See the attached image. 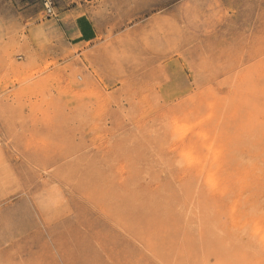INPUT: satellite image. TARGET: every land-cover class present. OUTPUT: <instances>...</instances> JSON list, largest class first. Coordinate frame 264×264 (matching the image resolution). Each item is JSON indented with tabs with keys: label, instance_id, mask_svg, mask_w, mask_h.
Listing matches in <instances>:
<instances>
[{
	"label": "rangeland",
	"instance_id": "obj_1",
	"mask_svg": "<svg viewBox=\"0 0 264 264\" xmlns=\"http://www.w3.org/2000/svg\"><path fill=\"white\" fill-rule=\"evenodd\" d=\"M89 1L0 0V264H264V0Z\"/></svg>",
	"mask_w": 264,
	"mask_h": 264
},
{
	"label": "crops",
	"instance_id": "obj_2",
	"mask_svg": "<svg viewBox=\"0 0 264 264\" xmlns=\"http://www.w3.org/2000/svg\"><path fill=\"white\" fill-rule=\"evenodd\" d=\"M92 2L93 0L89 1V3ZM74 9L75 7L66 8L65 11H59L60 13H56L54 16L64 38L76 45L97 41L105 29V21L95 14L79 13L73 15L71 12ZM61 15L62 17H59Z\"/></svg>",
	"mask_w": 264,
	"mask_h": 264
},
{
	"label": "built area",
	"instance_id": "obj_3",
	"mask_svg": "<svg viewBox=\"0 0 264 264\" xmlns=\"http://www.w3.org/2000/svg\"><path fill=\"white\" fill-rule=\"evenodd\" d=\"M43 6L48 16H56L54 0H43Z\"/></svg>",
	"mask_w": 264,
	"mask_h": 264
},
{
	"label": "bare ground",
	"instance_id": "obj_4",
	"mask_svg": "<svg viewBox=\"0 0 264 264\" xmlns=\"http://www.w3.org/2000/svg\"><path fill=\"white\" fill-rule=\"evenodd\" d=\"M249 126H251V125H249ZM183 132V131H182ZM249 178V177H248ZM249 181V180H248ZM241 199V198H240ZM247 218V217H246ZM261 219V218H260ZM233 220V219H232ZM250 223V222H249ZM244 224V223H243ZM261 225V224H260ZM262 226V225H261ZM262 228V227H261ZM243 233V232H242ZM263 234H264V232H263ZM262 235V234H261ZM264 236V235H263ZM257 237V236H256ZM255 237V238H256ZM262 240V239H261ZM259 250V249H258Z\"/></svg>",
	"mask_w": 264,
	"mask_h": 264
}]
</instances>
